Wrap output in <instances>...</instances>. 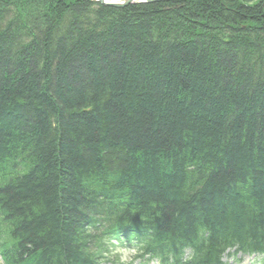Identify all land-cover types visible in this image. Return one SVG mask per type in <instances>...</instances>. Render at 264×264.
Wrapping results in <instances>:
<instances>
[{"label":"trees","instance_id":"16d2710c","mask_svg":"<svg viewBox=\"0 0 264 264\" xmlns=\"http://www.w3.org/2000/svg\"><path fill=\"white\" fill-rule=\"evenodd\" d=\"M0 197L6 264L263 243L264 0H0Z\"/></svg>","mask_w":264,"mask_h":264},{"label":"bare ground","instance_id":"6f19581e","mask_svg":"<svg viewBox=\"0 0 264 264\" xmlns=\"http://www.w3.org/2000/svg\"><path fill=\"white\" fill-rule=\"evenodd\" d=\"M101 190H103V189L101 188V186H99L93 192V194L91 195V198L90 199L96 201V203L105 202V200L103 198H106V196L103 195V192ZM0 200L2 201V197H0ZM0 213H1V211H0ZM0 215L2 216V213ZM8 230H9L8 226L6 227L4 225V223H3V221L0 219V232L6 234V233H8ZM194 231L195 232H194L192 238L189 239V240L191 242L192 241L195 242L198 245V247H201V249L203 251L205 250L206 252H214L218 248V246H216V245H219V243H216L214 245L210 241V240H212V232H211V230L206 229V228H203V229L196 228V230H194ZM261 238L259 236H257V239H261ZM80 240H82V237L81 236H80ZM236 241L237 242H245L244 240H236ZM261 241L263 243H261L257 247H254L252 244H250L249 246L240 245L242 247H241V249L238 252H233L232 251L233 247H236V246H232V245H228L227 244L223 248H220L217 252H218L219 255H221L223 257H227V256H230V255H239L241 252H245L246 250H250V249H253V250H261V249H264V239L261 240ZM86 246H87V244H85L83 246V249L81 251L82 257L85 258L86 260H89V262H92V260L94 259L93 258V255L85 252Z\"/></svg>","mask_w":264,"mask_h":264},{"label":"water","instance_id":"95a60500","mask_svg":"<svg viewBox=\"0 0 264 264\" xmlns=\"http://www.w3.org/2000/svg\"><path fill=\"white\" fill-rule=\"evenodd\" d=\"M98 1L108 6L125 7V5L130 4V3H136L137 1L148 3V2H159V1H170V0H124V1L98 0Z\"/></svg>","mask_w":264,"mask_h":264},{"label":"rangeland","instance_id":"374dc122","mask_svg":"<svg viewBox=\"0 0 264 264\" xmlns=\"http://www.w3.org/2000/svg\"><path fill=\"white\" fill-rule=\"evenodd\" d=\"M124 254H126L127 256H128V254H129V251H125L124 253H123V255ZM129 257V256H128ZM239 263V262H238ZM241 264H256V260H254V257H250V258H248L247 256L246 257H243V259H242V263Z\"/></svg>","mask_w":264,"mask_h":264},{"label":"clouds","instance_id":"9594fccd","mask_svg":"<svg viewBox=\"0 0 264 264\" xmlns=\"http://www.w3.org/2000/svg\"><path fill=\"white\" fill-rule=\"evenodd\" d=\"M128 259V256L126 254L121 255V260L126 261Z\"/></svg>","mask_w":264,"mask_h":264}]
</instances>
